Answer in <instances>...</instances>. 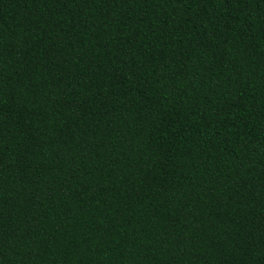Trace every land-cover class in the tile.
Returning a JSON list of instances; mask_svg holds the SVG:
<instances>
[{
	"label": "trees",
	"instance_id": "1",
	"mask_svg": "<svg viewBox=\"0 0 264 264\" xmlns=\"http://www.w3.org/2000/svg\"><path fill=\"white\" fill-rule=\"evenodd\" d=\"M0 264H264V0H0Z\"/></svg>",
	"mask_w": 264,
	"mask_h": 264
}]
</instances>
